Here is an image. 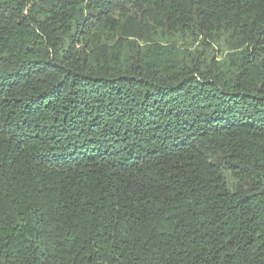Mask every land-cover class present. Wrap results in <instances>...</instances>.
<instances>
[{
	"label": "trees",
	"instance_id": "obj_1",
	"mask_svg": "<svg viewBox=\"0 0 264 264\" xmlns=\"http://www.w3.org/2000/svg\"><path fill=\"white\" fill-rule=\"evenodd\" d=\"M0 264H264V0H0Z\"/></svg>",
	"mask_w": 264,
	"mask_h": 264
}]
</instances>
